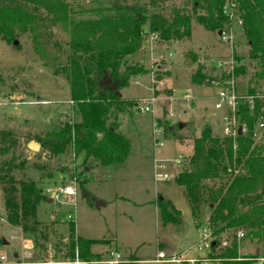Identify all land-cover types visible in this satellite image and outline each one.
<instances>
[{
	"label": "rangeland",
	"instance_id": "1",
	"mask_svg": "<svg viewBox=\"0 0 264 264\" xmlns=\"http://www.w3.org/2000/svg\"><path fill=\"white\" fill-rule=\"evenodd\" d=\"M113 1L67 0L70 20L60 22L52 30V40L58 46L49 44L41 54L34 51V41L29 33L17 39L18 45H9L0 39V75L5 81L4 85H0V131H12L19 140L18 147L5 157L10 159L15 156L18 162H26L23 168L15 170L16 179H33L44 190L71 183L75 172L79 178L76 180V201L65 204L56 200L48 204L40 203L38 219L49 227L48 233L56 238L50 243L41 239L38 243L32 242L25 239L22 232L12 231L11 227L6 226L8 223L5 220L3 192L0 187V254L6 256L7 262L50 263L53 260L48 253L50 245L56 250L54 259L57 262L73 260L72 252H69L70 239L62 238L69 227L68 214L71 212L81 235L96 240H110L102 247L105 250L100 249L99 253L91 248V252L98 256L92 261L99 260L106 251L116 249L122 252L125 260H141L132 261L135 264H156L153 261L157 249L165 251L168 259L179 254V249L171 247L172 244L178 243L180 236L188 232L192 236L186 238V242H194L199 237V226L209 221L210 211L208 206H203L193 219L184 189L176 185V176L187 165L193 154L194 140L202 136L204 128L210 127L215 137L228 139L223 134L221 118L214 116V90L209 83L211 78H217L224 72L225 68L218 67L217 63L233 59L234 68L245 69L244 73L236 76V84L242 94L250 90L258 94L264 93V64L250 59L252 51L237 22L224 26V30L227 26L232 29L225 31V34L233 36L232 41L224 42L217 31L205 30L196 19V15L200 13H194L193 0H169L162 3L158 10L169 19H173L176 13L180 16H192L190 33L189 36L166 40L160 37V33L150 31L148 18L143 26L141 48L126 59V66L141 64L147 73L131 79L119 91V95L139 104L152 97L157 99L153 112L142 113L134 106L125 114L119 115V131L131 142L129 160L127 158L126 163L115 164L119 166L116 171L103 167V170L90 174L88 178L84 156L74 155L72 147L62 156L51 159L44 155L38 156L40 152L28 150L27 145L30 142L38 143L37 138L44 139L50 133L62 130L65 125L79 121L77 107L71 103V96L69 98L67 95L70 83L60 71L59 63H65L62 53L71 41L76 22L91 23L109 15L113 12ZM149 1L118 0L121 6L147 5ZM198 72L205 79L200 84L193 80ZM155 122L163 127L162 134L153 132ZM164 125H179L178 131L175 129L174 132L181 140L166 138ZM157 149L161 153H157ZM179 155H183L185 161L178 170L170 169L168 162ZM154 156L167 163L170 172L175 173L173 179L154 182ZM91 165L94 168L95 164ZM87 178L91 183L86 186L89 193L93 197L109 200L111 203L108 206H101L98 201L94 208L87 204L79 187V181ZM99 179H104V183L100 184ZM156 193H160L158 198L162 197L163 201L171 200L181 210L179 224L163 225L159 218ZM181 220L184 224L182 229ZM236 231L220 237L229 240L230 246L226 249L236 243L238 258L257 253L258 250L264 257V241L257 242L248 230H244L245 238L237 242ZM4 241L7 244L4 245ZM26 243H32L36 249L31 260H25L21 255V248ZM183 247L185 246L180 250ZM226 249L217 248L215 254L218 256ZM159 264L173 263L165 260Z\"/></svg>",
	"mask_w": 264,
	"mask_h": 264
},
{
	"label": "trees",
	"instance_id": "2",
	"mask_svg": "<svg viewBox=\"0 0 264 264\" xmlns=\"http://www.w3.org/2000/svg\"><path fill=\"white\" fill-rule=\"evenodd\" d=\"M169 0H150L147 5H119L112 2V13L96 21L76 22L70 42L63 50L65 63H59L61 72L70 83L71 102L76 105L79 121L67 124L62 130L37 138L41 146L38 156H62L69 147L74 155L84 156L86 169L111 167L123 163L130 154L131 142L119 131V115L136 106V101L125 100L115 91L123 90L133 78L147 73L144 65H125L127 57L139 51L142 45L143 26L150 21V31L170 40L189 36L192 16L175 14L166 17L158 9ZM243 18L242 32L251 49L250 59L264 64V0H237ZM196 19L210 31H221L229 19L223 15L225 0H193ZM67 0H0V39L11 45L29 33L34 41V51L43 53L44 47L55 44L52 30L60 22L70 20ZM184 30L183 32L181 30ZM54 46H58L56 43ZM125 66L123 70H120ZM58 73V70L56 71ZM245 72L235 68V77ZM194 82L205 79L198 72ZM5 81L0 75V85ZM112 86L113 89L110 87ZM246 94H258L248 91ZM249 123L247 134L220 139L213 136L210 127L195 138L193 154L187 165L176 176V185L184 189L186 201L194 218L203 206L210 211L209 224L218 238L236 230H248L257 242L264 241V144L253 139V118L242 114ZM177 127L164 125V136L175 137ZM184 139V138H182ZM185 140V139H184ZM19 140L12 131H0V187L3 192L5 220L12 227L20 228L25 239L38 243L49 242L55 235L38 219L40 203L48 199L44 190L33 179L17 180L14 172L26 162L17 157H5L18 147ZM64 168L62 167L61 170ZM74 179H79L76 172ZM87 180L79 181L83 197L91 208L96 199L86 188ZM159 218L163 225L179 224L181 211L168 200L157 199ZM179 217V218H178ZM70 239L69 252L77 245L80 258L96 259L91 252L103 240H90L76 236L75 224L70 223L62 238ZM215 254L217 248L212 249ZM70 254V253H69ZM221 264H251L238 261L236 243L218 255ZM138 260V259H133ZM126 264H135L134 262Z\"/></svg>",
	"mask_w": 264,
	"mask_h": 264
},
{
	"label": "built area",
	"instance_id": "3",
	"mask_svg": "<svg viewBox=\"0 0 264 264\" xmlns=\"http://www.w3.org/2000/svg\"><path fill=\"white\" fill-rule=\"evenodd\" d=\"M223 15L229 19V25L231 23L237 22L238 26L242 28L243 26V18H241V10L240 5L237 0H225V4L223 7ZM232 29L227 26L224 30H221V38L225 41H232L233 36L225 34V31H231ZM218 67H224V72L215 78H211L209 83L214 90V108L215 113L214 116H218L222 120V130L223 134L227 138H232L235 140L239 134L238 131L241 130V134H247L250 130L249 123L243 119V112H247L250 117L253 118V139L256 145L264 144V93H259L255 95H250L246 93H241L238 89V84H236V77L234 75L235 62L233 59L225 62H218ZM157 99L152 97L150 100H146L143 103H136L135 108L139 109L140 112H153V108L156 104ZM72 103V102H71ZM154 133H163V127H160L158 123H154L153 125ZM158 145V141H156ZM160 152V150H159ZM185 161V157L183 155H179L176 159L169 161L168 164L170 169L178 170L179 166H181L182 162ZM155 172V181L163 182L169 181L173 179L175 176L168 169L167 163L165 161H161L156 159L154 162ZM44 195L47 199L51 201H62L65 203H71V201H76L78 197V188L77 181L74 179L69 184L57 185L45 188ZM71 212L68 214L69 223L75 224V219ZM4 221V219H1ZM236 241L241 242L245 236L246 232L244 230H237L236 232ZM199 239L196 242L191 250H194L197 254L195 257H178L174 256L171 258H167L166 254L163 252L158 253L154 262L161 261H169L173 264H221L222 259L213 253L214 246L218 249H226L230 246V242L228 239H221L217 237L213 230L210 227L209 221L207 223H203L199 226ZM223 238V237H222ZM12 239H14L12 237ZM36 249L32 243H26L21 248V255L25 260H31L33 258V254ZM48 253L53 259L50 263L47 264H123L129 263L123 257V255L116 251H106L104 255H102L99 260H86L81 259L78 247L76 246L75 257L73 260H67L65 262H57L54 258L56 256L55 248L50 245L48 248ZM15 256V255H14ZM17 258V255L15 256ZM19 260V259H18ZM238 261L251 264H264V257L261 254H250L244 255L241 258L237 259ZM0 264H29V263H10L7 262L6 256L0 254Z\"/></svg>",
	"mask_w": 264,
	"mask_h": 264
},
{
	"label": "crops",
	"instance_id": "4",
	"mask_svg": "<svg viewBox=\"0 0 264 264\" xmlns=\"http://www.w3.org/2000/svg\"><path fill=\"white\" fill-rule=\"evenodd\" d=\"M122 93V92H121ZM67 95L69 96V98H70V96H71V94H70V89H68V93H67ZM123 98V97H122ZM120 129H121V127H120ZM30 144V143H29ZM28 144V145H29ZM182 144H185V141H182ZM28 145H27V149H28ZM29 150V149H28ZM41 151V150H40ZM39 151V152H40ZM156 152L157 153H161V152H159V149H157L156 150ZM49 154H47V155H44V156H46V157H48L49 159H51V156L49 157L48 156ZM154 162H155V160H156V157L154 156ZM128 160H129V157H128ZM127 159H126V161L125 162H123L122 164H124V163H126L127 161H128ZM121 164V165H122ZM62 167H64V165H62ZM118 165H113L112 167H107V168H109V169H114L115 171H116V169L118 170ZM105 168V167H104ZM99 170H103V167H100V166H97V167H95V168H93V169H87L86 171H87V173H86V175H87V177L89 178V176H90V174H93L94 172H100ZM174 176H175V173H174ZM88 178H87V184H86V186L87 185H89V184H91L90 182H89V180H88ZM153 178H154V182L156 183V181H155V173H154V176H153ZM102 181H105L104 179H99V182H100V184H102V183H104V182H102ZM159 194L160 193H156V197L158 198V196H159ZM95 199H96V201H98V204L99 205H101V206H108L111 202L109 201V200H106V199H102V198H98V197H94ZM118 198V197H117ZM48 200H50V199H48ZM46 201V204H48V203H50V202H52L51 200L50 201ZM170 200V199H169ZM95 201V202H96ZM171 201V200H170ZM172 202V201H171ZM173 204H174V202H173ZM174 206L176 207V205L174 204ZM177 208V207H176ZM178 209V208H177ZM179 210V209H178ZM179 211H181V210H179ZM181 216V215H180ZM193 217V216H192ZM182 219V218H181ZM193 219H195L194 217H193ZM181 223H182V227H181V229L182 228H184V224H183V220H181ZM6 226H9V227H11V230L12 231H15L16 232V230L17 231H19V232H21V230H20V228H18V227H12V226H10L9 224L8 225H6ZM180 229V230H181ZM75 230H76V235L77 236H79V237H84V238H87V239H90V240H96V239H93V238H91V237H87V236H85V235H81L79 232H78V230H77V224H76V222H75ZM11 231V232H12ZM10 232V233H11ZM9 233V231L7 232V234ZM186 235H181L180 236V239L178 240V243H174V244H172V246L171 247H173L174 249L175 248H178L179 249V254H174L172 257H174V256H178V257H195L196 256V252L194 251V250H191V248H192V246L196 243V242H198V239H199V237L198 238H196L195 239V241L194 242H192V243H187L186 242V238H189V237H191L192 236V234H190L189 232L188 233H185ZM9 235V234H8ZM198 236H200V234H199V231H198ZM99 240H102V239H99ZM99 240H96V241H99ZM104 242L103 243H99V244H95V245H93L91 248H92V250L93 251H98V253L101 251V250H105V249H103L102 247H104L105 246V244L108 242V241H110V240H108V241H106V240H103ZM5 244H7L5 241H4V245ZM182 246H185V247H183L181 250H180V248L182 247ZM101 249V250H100ZM117 250V249H116ZM118 252H120L119 250H117ZM157 254H156V256H155V258L157 257V255H158V253H160V252H163V253H165L166 254V252L165 251H160V250H158L157 249ZM121 254H122V252H120ZM257 254H261V251L260 250H258L257 251ZM13 255H15V253L13 254ZM123 255V254H122ZM16 256V255H15ZM123 257H124V255H123ZM155 260V259H154ZM126 261H128L129 263L130 262H132V261H134V262H139V261H141V260H126ZM154 262V261H153ZM154 263H156V264H159V263H157V262H154Z\"/></svg>",
	"mask_w": 264,
	"mask_h": 264
},
{
	"label": "water",
	"instance_id": "5",
	"mask_svg": "<svg viewBox=\"0 0 264 264\" xmlns=\"http://www.w3.org/2000/svg\"><path fill=\"white\" fill-rule=\"evenodd\" d=\"M218 35L221 36V31L218 32ZM14 44L15 45H18L19 44V41H15ZM110 88L113 89L112 86ZM115 94L116 95H119V91H115ZM238 134L239 135H242L241 134V130L238 131ZM28 149L31 150V151H33L34 153H38L41 150V146H40V144H38L36 142H30V144L28 145ZM160 200H162V197H160ZM48 201H50V200H48Z\"/></svg>",
	"mask_w": 264,
	"mask_h": 264
}]
</instances>
